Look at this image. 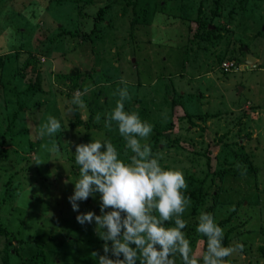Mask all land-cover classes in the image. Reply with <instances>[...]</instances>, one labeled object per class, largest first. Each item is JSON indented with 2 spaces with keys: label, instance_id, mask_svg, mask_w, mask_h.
<instances>
[{
  "label": "rangeland",
  "instance_id": "rangeland-1",
  "mask_svg": "<svg viewBox=\"0 0 264 264\" xmlns=\"http://www.w3.org/2000/svg\"><path fill=\"white\" fill-rule=\"evenodd\" d=\"M116 1L0 0V151L17 157L11 183L0 179L9 234L0 238V264H98L92 253L104 255L95 222L76 219L101 214L100 194L78 201L79 212L69 197L79 178L76 145L110 139L122 159L133 154L115 122L111 131L104 126L121 78L131 96L125 110L153 125V154L182 169L197 196L182 218L200 264L196 228L205 210L217 223L229 218L225 246L243 245L231 264H264V0H144L135 16L130 7L121 15ZM166 14L178 18L165 26ZM37 81L43 91L26 98ZM86 86L85 107L76 108L73 95ZM49 115L61 121L59 151L38 135Z\"/></svg>",
  "mask_w": 264,
  "mask_h": 264
},
{
  "label": "clouds",
  "instance_id": "clouds-1",
  "mask_svg": "<svg viewBox=\"0 0 264 264\" xmlns=\"http://www.w3.org/2000/svg\"><path fill=\"white\" fill-rule=\"evenodd\" d=\"M120 83L124 87L117 90L119 99L107 114L104 126L111 131L115 122L126 149L133 154L127 161L122 159L110 139H92L75 149L79 178L74 183V194L69 197L73 210L79 212L78 201L100 194V215L88 211L76 217L81 225L94 221L97 234L105 242L104 255L93 252L92 256H99L98 264H137L138 260L140 264H176L179 254L182 264H200L183 231L187 222L182 217L192 204L191 197L185 194L188 188L185 174L180 168L163 167L162 154H153L147 143L153 125L142 120L138 112L125 110V102L131 96L128 81L121 78ZM90 90V86L83 92L77 90L72 104L76 108L85 107L82 96ZM100 118V114L95 117L97 122ZM61 129V121L49 115L38 135L41 139H52L53 150L59 151L55 137ZM172 223L174 226H167ZM196 231L207 238L201 257L203 264H231L227 258L237 249L243 250L242 244L224 245V229L210 212L200 213Z\"/></svg>",
  "mask_w": 264,
  "mask_h": 264
},
{
  "label": "trees",
  "instance_id": "trees-1",
  "mask_svg": "<svg viewBox=\"0 0 264 264\" xmlns=\"http://www.w3.org/2000/svg\"><path fill=\"white\" fill-rule=\"evenodd\" d=\"M60 0H58L59 2ZM141 1H144V0H117L116 2L118 3L119 6H121L122 8V13L121 15L125 16V13H126V10L128 7H130L132 9V14L135 16V7L137 4H140ZM115 2V3H116ZM114 2L112 4H115ZM161 6V5H160ZM148 6H146V9H147ZM155 8L153 7L152 9L150 8V10H147V11H150L152 17H155L156 16V12L159 13V11H156L154 10ZM153 10V11H152ZM134 12V13H133ZM199 12L201 13V10H199ZM102 14H103V9H100L98 10V12L96 13V17H95V20H94V29H95V25L98 24L101 19H102ZM148 13H144L143 15H147ZM152 17H151V20H152ZM173 18H178V17H174V16H169V15H165L164 18H163V21L165 20V22L163 24H165V26H167L168 24H172L173 22ZM136 24V19L134 18L133 19V23H132V27ZM92 31H94L92 29ZM71 35L73 36L74 34H72L71 32H69L68 30H61V32L58 34V35ZM87 35H90V32L87 34ZM53 41V39H52ZM76 75H78L79 73L78 72H75ZM87 74H90V72H87ZM0 87L1 88H5L6 87V84H4L2 78L0 77ZM3 88V89H4ZM43 90L40 88V85H39V81H37V83L35 85H31V86H28L26 89H25V93H27L26 95V98H28L29 96H33L35 95L36 92H42ZM15 96H19V95H22V92L21 91H15L14 92ZM5 95H7L5 93ZM35 105H38L40 104V102L37 101V103H34ZM76 121H78V124L80 125H83L85 122L83 121H80L79 119H76ZM71 126L74 127V123L70 124ZM17 157L15 155H13L11 157V155L4 151V150H1L0 151V179L2 180H5L7 185L8 186L10 183H11V180H12V177L15 176L14 173H11V172H7L8 170H15L16 167H17ZM187 196H190L191 197V200L192 201H195V199L197 198L196 194L194 192H190V191H186L185 193ZM9 194L6 196L7 198H9ZM4 201H5V198L4 200L0 201V208H1V203L4 204ZM3 209V208H2ZM1 210V209H0ZM205 212H208L207 210H205ZM1 220V219H0ZM229 221V218H226V219H223L221 221L218 222V224L222 227L223 225H225L227 222ZM9 234L7 232V230H5L3 228V226L1 225V221H0V238L5 236L7 237ZM225 245H227V239H226V235L224 236V241ZM206 245H207V238L204 236V250L206 251Z\"/></svg>",
  "mask_w": 264,
  "mask_h": 264
},
{
  "label": "water",
  "instance_id": "water-1",
  "mask_svg": "<svg viewBox=\"0 0 264 264\" xmlns=\"http://www.w3.org/2000/svg\"><path fill=\"white\" fill-rule=\"evenodd\" d=\"M245 63L246 64H251L252 67H255L256 66L255 58H253L250 54H247L246 55Z\"/></svg>",
  "mask_w": 264,
  "mask_h": 264
},
{
  "label": "built area",
  "instance_id": "built-area-1",
  "mask_svg": "<svg viewBox=\"0 0 264 264\" xmlns=\"http://www.w3.org/2000/svg\"><path fill=\"white\" fill-rule=\"evenodd\" d=\"M224 66H227V64H224Z\"/></svg>",
  "mask_w": 264,
  "mask_h": 264
}]
</instances>
